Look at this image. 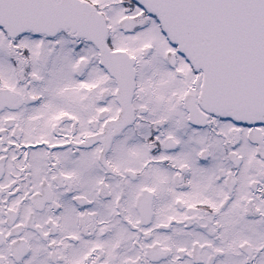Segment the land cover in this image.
Masks as SVG:
<instances>
[{
	"label": "snow or ice",
	"instance_id": "6c2138e0",
	"mask_svg": "<svg viewBox=\"0 0 264 264\" xmlns=\"http://www.w3.org/2000/svg\"><path fill=\"white\" fill-rule=\"evenodd\" d=\"M0 264H264V0H0Z\"/></svg>",
	"mask_w": 264,
	"mask_h": 264
}]
</instances>
